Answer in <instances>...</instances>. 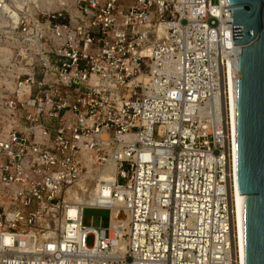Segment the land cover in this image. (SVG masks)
<instances>
[{
	"label": "built area",
	"instance_id": "obj_1",
	"mask_svg": "<svg viewBox=\"0 0 264 264\" xmlns=\"http://www.w3.org/2000/svg\"><path fill=\"white\" fill-rule=\"evenodd\" d=\"M37 1L0 0V264H239L230 1Z\"/></svg>",
	"mask_w": 264,
	"mask_h": 264
},
{
	"label": "water",
	"instance_id": "obj_2",
	"mask_svg": "<svg viewBox=\"0 0 264 264\" xmlns=\"http://www.w3.org/2000/svg\"><path fill=\"white\" fill-rule=\"evenodd\" d=\"M238 52V181L246 204V264H264V0H229ZM227 10V9H226Z\"/></svg>",
	"mask_w": 264,
	"mask_h": 264
},
{
	"label": "bare ground",
	"instance_id": "obj_3",
	"mask_svg": "<svg viewBox=\"0 0 264 264\" xmlns=\"http://www.w3.org/2000/svg\"><path fill=\"white\" fill-rule=\"evenodd\" d=\"M54 2H45L42 4L43 9L54 10ZM230 69V68H229ZM228 83V101L230 106V116L232 123V135L234 143V170H235V187L233 190V204H234V219H235V236H236V246L239 264H246V204L247 196L242 194L239 181H238V105H237V93L235 89V83L232 79L231 70L229 74ZM101 176V175H99ZM103 181H111V178L101 177ZM82 189L76 190L73 194L64 197V205L73 204L77 205H100L108 206L107 201H102L101 199V189L99 182L96 181H84L81 184ZM110 192L106 191V195ZM76 213L75 207L70 209V214L74 215ZM115 222L113 224V229ZM123 226H127L126 224Z\"/></svg>",
	"mask_w": 264,
	"mask_h": 264
},
{
	"label": "rangeland",
	"instance_id": "obj_4",
	"mask_svg": "<svg viewBox=\"0 0 264 264\" xmlns=\"http://www.w3.org/2000/svg\"><path fill=\"white\" fill-rule=\"evenodd\" d=\"M34 1V0H33ZM37 1V0H35ZM54 2V10L59 8L62 5L70 3L71 0H38V7H42V4L45 2ZM70 194H73V190L71 189ZM111 221V211L106 209H95V208H86L83 215V225L87 227H94L97 229L100 228H108L110 226ZM94 244V236L91 235L88 237L87 246L92 247Z\"/></svg>",
	"mask_w": 264,
	"mask_h": 264
}]
</instances>
